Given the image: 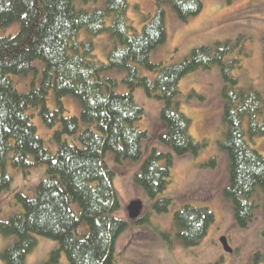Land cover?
<instances>
[{
  "label": "trees",
  "instance_id": "16d2710c",
  "mask_svg": "<svg viewBox=\"0 0 264 264\" xmlns=\"http://www.w3.org/2000/svg\"><path fill=\"white\" fill-rule=\"evenodd\" d=\"M153 2V14L145 16L140 32L132 33L127 0H104L102 8L91 11L77 8L74 0H0V29L19 25L15 34L0 36V194L12 184L8 164L24 180L38 167L44 168L33 194L14 193L20 212L0 219V234L15 236L13 244L1 252L5 264H25L37 237L58 243L43 264H58L61 252L68 264H114L116 240L128 228L125 219L113 215L119 207L114 167L123 161H140L133 183L153 200L155 212L168 211L171 199L157 197L170 183L174 156L197 154L205 145L190 135L191 120L179 110V82L191 72L213 66H219L223 81L220 147L228 163L224 197L241 228L254 217L256 190L262 193L264 210V156L249 145L244 129L246 123L250 139L264 134V95L253 88L235 90L237 79L232 70L239 67L240 60L224 61V57L237 44L216 42L194 48L181 63H153L152 52L167 40L165 7L170 6L181 22L203 9L202 0ZM83 28L92 37L109 33L111 45L104 62L95 59L92 40H79ZM34 60L45 65L40 80H33L27 91L20 92L10 75L33 73ZM112 70L123 72L121 83L126 92L115 91L118 80ZM147 73L156 75L150 78ZM137 87L162 103L157 138L169 152L156 147L146 154L142 151L148 131L137 124L143 115L134 101ZM50 90L55 109L46 103ZM67 95L79 100L78 117L63 115L61 99ZM36 114L46 127L54 129L53 151L37 133L32 121ZM109 153L114 166L107 162ZM214 164V159L206 163ZM172 220L181 243L193 247L206 236L214 214L208 207L186 204L173 213ZM132 221L145 219L140 215ZM262 242L264 246V231ZM251 264H264V251L255 252Z\"/></svg>",
  "mask_w": 264,
  "mask_h": 264
},
{
  "label": "rangeland",
  "instance_id": "374dc122",
  "mask_svg": "<svg viewBox=\"0 0 264 264\" xmlns=\"http://www.w3.org/2000/svg\"><path fill=\"white\" fill-rule=\"evenodd\" d=\"M202 11L181 22L170 6L165 7V28L167 40L151 54L150 61L165 66L178 64L190 56L194 48L212 46L216 42L229 41L236 45L234 51L224 57V61L239 59V67L232 70L237 79L235 90L253 88L264 95V0H202ZM104 0L84 2L74 0L77 8L91 11L103 7ZM126 17L133 32H140L145 16H151L155 10L153 0H127ZM110 23L108 19L107 24ZM19 28L14 23L0 29V36L15 34ZM79 40L93 41L95 59L104 62L110 48L108 32L90 36L85 28L79 32ZM35 71L29 75H10L18 91H27L33 80L39 82L45 65L34 60ZM146 74L145 70L141 71ZM117 78L115 91L126 92L121 83L122 71L112 70ZM150 78L155 73H147ZM223 81L219 66L208 70H197L185 75L179 82V110L190 120V135L197 141L204 142V147L197 154L174 156L170 169L171 180L166 189L157 198H169L171 204L167 212L153 210L151 200L143 189L133 183L139 162H126L115 166L116 175L113 186L119 200V207L113 215L125 219L128 228L120 234L115 243L116 260L114 264H251L255 252H263L262 232L264 231V210L262 193L255 191L256 207L253 219L245 228L239 227L234 220L231 204L224 197L223 191L228 183L227 154L220 143L223 139ZM135 103L143 109V115L137 122L141 129L148 131L143 140L144 154L153 147L158 151L169 152L157 138L161 126L158 114L161 101L145 94L141 87L133 92ZM64 116H79L81 105L71 95L61 99ZM47 106L56 108L53 90L46 97ZM36 113V110H34ZM37 133L45 140V145L52 151L55 142L51 139L54 129L46 127L36 114L33 119ZM246 140L249 145L264 156V134L249 138L247 124H244ZM72 140L73 138H69ZM73 142V141H71ZM111 158V159H110ZM109 165L114 166L111 154L106 155ZM210 159L215 164L206 165ZM44 171L38 167L29 179L24 180L21 173L9 164L8 174L12 177L10 190L0 194V219L6 220L20 212L21 208L14 200L15 192L33 194L34 186ZM132 200L142 203L141 217L144 222L134 223L127 216L126 207ZM208 207L214 214L206 236L193 247L184 246L173 228V213L182 205ZM225 238L231 251L224 249L221 239ZM15 236L0 234V264H5L1 252L13 244ZM58 249V243L44 237H37L36 246L27 254L25 264H43L50 252ZM58 264H68L61 252Z\"/></svg>",
  "mask_w": 264,
  "mask_h": 264
},
{
  "label": "water",
  "instance_id": "95a60500",
  "mask_svg": "<svg viewBox=\"0 0 264 264\" xmlns=\"http://www.w3.org/2000/svg\"><path fill=\"white\" fill-rule=\"evenodd\" d=\"M141 210H142V203L139 200L130 201L126 207L127 216L131 220L137 219L141 214ZM221 243L224 249L231 251V249L228 247V244L225 238L221 239Z\"/></svg>",
  "mask_w": 264,
  "mask_h": 264
}]
</instances>
